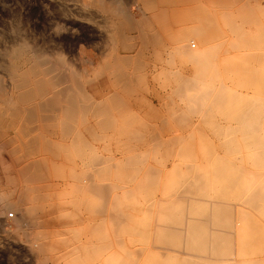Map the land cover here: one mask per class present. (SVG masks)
Here are the masks:
<instances>
[{
	"label": "rangeland",
	"instance_id": "374dc122",
	"mask_svg": "<svg viewBox=\"0 0 264 264\" xmlns=\"http://www.w3.org/2000/svg\"><path fill=\"white\" fill-rule=\"evenodd\" d=\"M106 1L111 4L114 0H106ZM169 1H170V5L167 4V8L165 10L163 9L164 11L163 17L165 16V18H167L166 22L164 21L161 27L159 25H156L157 28H160V31L162 32L166 30L168 31L169 29L172 28L173 31H177V32L180 31L186 34L189 33L193 27L203 25L202 27L207 29L209 33L211 32L212 35L216 31L215 34L219 36V42H221L222 45L221 48L225 51L222 52L223 53L222 54L220 52L222 49L220 50L218 49L219 51L215 53V57H217V59L215 60L216 61L218 60L217 62L215 61L216 63L213 62L215 64V67L210 66V68L205 69L206 71L205 73H203V75L208 77L204 78L203 75H202L203 78L200 79H196L195 77L197 82L198 81L204 82L203 79H205L207 83L204 82L203 84H201L202 83L201 82L199 85V82L197 84H195L194 82L193 85L186 86L183 89H188L189 87L191 88L193 87L192 89H196V87L197 89L210 88L212 85L210 81H213L214 79L213 72L215 71L214 74L216 75L218 73L219 75L223 73L222 65L227 67L228 69L226 70L227 71L226 80H227V84L229 85V88H231L232 91L244 92L245 93L244 95H247L248 99H250V101H253L256 104L255 111L261 112L260 119H262L263 124L261 125L260 128L263 130L264 129V0H169ZM124 2L126 3L125 8L127 15L132 19L141 20L144 19V17L146 16L148 17L152 16L151 14L154 13V10L150 8H146L138 0H124ZM82 3L83 0H0V63L1 64H4L5 62L6 63L9 62L10 59L8 60V57H5L6 56L5 52L11 46L15 45V43L18 44L23 41L25 42L27 41L33 45L35 44L36 47L39 45L37 47L38 49L41 50L45 49L46 52L53 53L58 57L60 56L62 57L63 55L64 61H67V64H69L70 67L73 66L72 68L74 69L77 68L80 71L81 70L86 71V76H88L89 78L85 76L86 78L84 77L81 81L84 83L78 85L76 84L75 86V89L78 88L76 91H79L80 94L82 95V99H86V98H90L91 100L95 99L96 102L103 104L105 103L110 107V109L113 108L111 109L113 110V113L110 109L108 110V116L109 117L111 116L110 117L111 120L107 115L105 117L104 114L98 113L99 111L96 113L89 111L90 114H88L86 112L88 110L84 109L78 112L79 116L76 115V119H75L76 121L75 123L77 124L75 125L73 123V125H75L76 127L75 126L72 127V130L73 129L74 130L73 131L71 130V132H68L65 135L63 134L65 138L62 135V133H59L58 137L61 138L60 144L63 145L62 148L65 147L69 149L67 150L64 148L65 150L64 149L61 150L62 154H60L61 156L59 155V158L57 157V159L59 160L57 159L55 160L56 165L54 167L52 165H51L52 167H50L49 164L50 174L48 173L46 177L44 176L47 180L44 179V177L37 179L32 176H24L23 174L18 172L17 169L14 168L15 166H18L19 161L23 159L20 158L19 156L25 153H26V161L29 160V158L31 159L32 157L40 155L41 157L46 158V160L49 163L50 161L49 156H51L50 152L47 153L46 151L45 152L42 151L43 152L42 153L39 147L30 150L27 147V142H26L27 140H25L26 138L28 139L31 135L37 134L42 131L38 121H36L34 124H30V126L32 127L34 126L31 132L23 134L21 133L20 130L23 128L21 121L19 119L21 117L18 118V117H12L11 115L10 116L7 115L6 117L3 118L5 125L3 124L2 127H0L3 128V133L0 134V138H1L0 144L4 143L5 148L0 149V190L3 188L4 190H7L9 193H12L13 190V194H14L16 192L15 190L20 189L23 183L25 184L22 186L23 187L26 186V189H29L31 185L30 189L32 190L29 191L30 190L29 189L28 192L30 193L29 197L30 198L33 197V198L28 199L27 197V200H29L27 202L29 206L32 203L30 207L37 210L35 213V218L37 220H35V222H32L30 220L29 222L31 225H33V227L24 230L23 228L19 227L17 222V218L21 215V211L9 209L4 214L0 213V264H44V262L42 261V257H46V256L47 258L49 257L51 258V259L49 258V260H51L49 261V263L51 264H113V263L114 264H178L180 263L179 261L185 260V257L180 260L181 256L177 252H174L173 254L166 253L165 251L163 252V249L155 246V244H159V240H155L156 237L153 236L154 235L153 232L154 230H156L154 227L155 223L153 222H156V218H157L156 214H158L157 212H159L158 211L159 205H157L153 200L158 196L166 197V194L170 193L169 190L171 189L167 187L168 186L167 183L170 180L172 181V183H170L171 181L169 182L171 185L173 183L178 184V182L174 181L172 177H174L175 180H177L176 176H178L179 174H180L179 176H181V174L183 176L186 174L187 175L192 174L193 173L192 170L195 168V166L197 167V164L199 166L197 168L203 167L204 159L202 156L203 154L205 155L204 152H206V154L216 152L215 154L218 155L219 153V156H221L220 154H223L222 152H225L223 151L224 148H221L220 146L221 140L219 139V135L215 136L217 134L216 131L217 127H220L217 121L221 122L223 125H226V123L231 122L233 124L232 127L233 126L238 127L237 125L239 124L237 120L238 117L235 114H234L235 116L234 115L224 116L223 114H220V111L217 107H214V104L216 106L217 98H219L218 95L222 93H224V95H227L228 92V90L226 91L227 87L224 89L225 92H223L224 90H221L220 84L217 83L218 79L217 80L215 79L217 85L216 90L218 89L220 90V91L219 90L216 91L219 93L215 92L217 94L216 96L217 98L214 97L215 93L213 94L208 93L206 97H209L210 99L201 98V101L199 97L202 96H199L197 93L184 94L185 96L183 95V97L182 94L179 95L175 93V95H173V93H169L171 91L170 88H172V86L169 83L177 78L176 76L177 70L184 72L185 75L191 74L192 77L195 76L196 73L195 71H198L197 69L198 67L195 66L197 64L194 63L191 65L190 62L191 63L193 62L189 61L188 59L186 60L185 58L186 56L183 58V60L180 59L177 60L176 58V63L169 62L168 59L171 55L170 54L171 41H169L166 43L167 47L165 48V51L162 53L161 57H157L154 55V53L148 52L147 54L149 57L148 67L143 68L141 70L138 69V72L142 73V74L140 73V75H142L140 76V78L145 77L146 81L145 78H142L141 81H138L140 82L139 83L140 85L138 84L134 86L131 85L132 88L134 87V91H132L133 94L132 92H128V93L125 92V90L119 88L122 86H120L119 85L120 83L117 82L118 80L114 78L113 73H111L112 74L111 75L109 72V69L113 67V60L111 58L112 44L108 39L109 33L106 29L107 26L105 25L107 24L108 16L98 11L95 6L87 8ZM201 21H203V23H201ZM166 25L168 26L166 27ZM183 26L185 27V29H183L184 28ZM163 28H165V30H163ZM195 38L196 36H193L192 39H189V44L193 45L192 46L193 48L198 47L199 45L198 40ZM31 41L34 43H32ZM192 43L196 44V46L194 47V44ZM189 44L188 47L190 46ZM165 52H167V54ZM164 57H165V61H164ZM181 61L183 64H181ZM179 62L180 65L177 64ZM108 63L110 65L112 64L111 68ZM1 64H0V80L2 79L1 83H3V85L6 87L7 90H10L12 83L11 79L9 76H7L8 75L7 71L4 69L3 66H1ZM218 64L220 67L217 66ZM107 65L109 66V68ZM178 66L180 67V69ZM190 67L191 68L194 67V68L191 69ZM174 68L176 69V71L174 70ZM133 69L134 68H128V70L131 72L136 71ZM193 69L195 70L193 71ZM216 70L217 71L222 70V71L216 72ZM110 71L113 72L114 69L112 68ZM144 72L146 75L143 74ZM172 72H174V74H171ZM224 76H226V74ZM166 77L168 80L166 79ZM86 80L89 82L88 84H86L87 82ZM219 81H221V78H219ZM145 82L146 83L148 82L147 83L148 86L147 84H145ZM203 85L204 87H201ZM145 88L148 90H146ZM82 90H83V94H82ZM135 91L137 93H134ZM84 92H86V94ZM83 95H85V98ZM196 95H198L199 97H197ZM236 95H238V93H236ZM109 97L111 98V100ZM189 98L191 99V101L189 100ZM194 98L198 100L196 101ZM213 98L216 99L215 103L213 101L214 100ZM209 100L212 101L213 105L210 103L211 101ZM111 101L113 102L115 101V103L116 102L117 103L114 105L112 102L111 105ZM195 101L197 102L196 105L197 107L193 105L195 104ZM199 102H201L203 106L201 105L200 107ZM205 102L207 103V105ZM190 105H191V109H189ZM207 106H212V108H214L213 110L209 109L208 113H210L211 110V112H213V115H215L217 118L207 113V109H206ZM198 107H200L201 109ZM214 110L215 111L218 110L219 113L214 112ZM110 111L112 114L110 113ZM172 111H175L174 114ZM199 111L201 114L199 113ZM183 113H185V115ZM180 114L182 117L184 116V119L186 118L187 123L186 121L183 120L181 116H179ZM207 114L209 115L208 117ZM102 115L106 120L111 121L110 124L112 126H110V124H107V121L104 118L101 119V117H103ZM90 116L91 119H88V117L90 118ZM93 116H95L96 118L94 119ZM97 116H101L100 117L101 121L104 120L102 121V123L104 122L103 124L100 122V119H98L99 117L97 118ZM177 117L180 118L178 119ZM201 117L203 118L201 119ZM209 117L212 118V120L210 118V122L213 121L214 123L218 124L216 126L212 124L213 127L211 130L213 131L210 130L211 124L207 123L206 121ZM181 118L183 122L178 123V121L176 120L182 121ZM245 118L246 117H244V119ZM17 122H19V124ZM205 123L207 127L205 126ZM89 125L92 130L94 129L93 130L94 133H92V130L90 132V128H88ZM82 126L84 130H82L83 129ZM107 126L111 128L109 129L110 131L106 130L108 129ZM102 128L104 130H102ZM192 130L195 135L193 134ZM207 130L209 132L210 131L212 132L208 134V138L212 139V144H211V139L210 141L209 139H207L208 140L207 141L206 140L207 137L206 138L204 137L205 140L203 141V138L201 137L204 132H205L204 136L208 133ZM85 131H87L88 134ZM198 132H202L201 135L199 134L200 137L198 136ZM76 133L79 135V138ZM188 134L191 135H189L188 137ZM16 135H18V137ZM66 136L67 137L69 136L70 138L69 137L67 138ZM19 137L20 139H18ZM81 137L84 138V140ZM86 138H88L87 141L89 142V144H93L99 147L100 150L98 148H92V147H88L89 148L88 149L87 146L86 149L83 150L84 148L81 147H83L84 144L86 145L88 144ZM191 138L194 139L192 140L194 141L195 144L191 142L190 140ZM130 139L131 140L133 139V141L131 142ZM156 139L157 141H155ZM19 141H21V143ZM22 141L26 142V146ZM199 141H202L204 143L200 144L201 142L199 143ZM213 141L215 142L213 143ZM184 142L185 143L189 142V144L190 145L193 144L194 147L192 145L191 147L188 146L189 144L185 145ZM66 143H68V145ZM72 143L74 145L75 144L76 145L82 144V145L81 147L80 145H78L79 147L77 148ZM65 144L68 147H66ZM155 144L158 147L155 146ZM161 144L163 145L161 146ZM183 146H187V148ZM211 146L217 148L213 147L214 148L213 149L211 148ZM189 147L191 149H189ZM90 148L92 150L96 149V152L101 151L103 153H106L107 159L108 160L109 158L111 159V161L109 160L110 162L107 160L104 165V166H109L107 170L112 167L111 169H109L112 172L108 170L106 172L107 174L103 175V176L108 175L105 176V178L108 181L106 179L104 180L105 182H107V184L110 185L107 195L104 197L100 196L98 191H96V189L92 191L91 189L92 188L94 189V187L88 184V182L84 181L85 179L83 176L85 175V173L88 171L89 168V167L87 168L86 166L91 165L89 159L94 154ZM185 148L187 150H185ZM208 148H210L209 149L210 151H212V149L214 151L208 152ZM78 149L79 151L81 149V151L79 152ZM87 150L89 151L91 150L90 152L88 151L90 156H87L89 155ZM166 150H168V152H166ZM182 150L187 151V153L191 152V154L194 155L191 157H190L191 154L181 155L180 153L182 154L183 152L186 153L185 151L182 152ZM64 151L65 152L67 151V154L70 153V155L77 151L78 156L83 155V157L86 158V162L83 157L79 158L77 156V152L76 154L75 153L73 154L75 155L74 159H71L72 158L71 156L73 155L70 156L71 158L68 157L69 154L67 156L69 159L63 158ZM200 152H202V156ZM177 153H179L178 156H176ZM65 154L66 153H64V155ZM140 154L141 155L144 154V155L141 157ZM182 156L185 157L182 158ZM192 157L195 162L193 161ZM212 157L217 158V156L214 155V153ZM212 157H211L212 162H210L209 164V166L211 165V168L213 165L211 163H213V159H214ZM216 158L214 159V163H216L215 162ZM62 159L65 161H63ZM66 159L69 163H67ZM70 159L74 160L78 164H76L74 161L73 163H71L69 161ZM131 160L132 162H130ZM124 161L125 163L127 162L126 163L127 165L128 163L129 164L131 163L133 165L131 166L130 164L128 165V167L127 165L123 167ZM62 162L65 163L61 164ZM114 163H119V165ZM72 164H74L75 167H73L74 165L72 166ZM79 164L80 166H78ZM185 164L186 165L189 164V165L186 166ZM59 165L60 166L64 165L63 167L65 168L64 169L65 171H63L62 167H60ZM69 165L70 167H68ZM182 165H184L186 168ZM66 166L68 167V169L70 168L69 172H71V174L74 173L73 174L74 176L71 175V178L73 180L70 179L69 177L70 173L69 176L67 175V177L71 181L63 176L65 178L64 180V178L62 177L64 172H65L64 174L68 173L67 172L68 169ZM246 166H250L248 162H246ZM8 167H10V170ZM122 167L124 169L128 168L127 171L126 170L124 171L125 173L127 172V175L125 174L126 178L125 176H122L124 175L121 173L122 170L121 171L119 170L122 169ZM151 167L153 168V170L151 169ZM180 167L183 168L182 169L183 171L181 170ZM213 167H215V165H213ZM74 168L75 169L77 168L76 169L77 171ZM97 168H99V166H97ZM71 169L72 171L75 170L77 174H75V172H72ZM155 169H157L156 171H158L159 169L161 171L153 173L155 172ZM176 169L177 171L179 170L178 173L175 172ZM196 169H194V172ZM53 170L55 171V173H53ZM58 170H60L62 174L60 175L61 177L58 176L59 179L56 178L57 176H55L56 174L60 173ZM184 170L187 172H185ZM114 171L117 172L114 173ZM135 171L136 173H134ZM180 171L182 172L179 173ZM81 173H83V175ZM78 174L79 177L77 176ZM154 174L155 177L157 178L154 177ZM50 175H52L51 176L53 177L52 179L54 178L56 179L54 180L50 179L51 178ZM150 176L152 179L153 178L154 179L151 180L149 178ZM80 177H82V180ZM60 178H62L63 181L60 180ZM36 179L38 181H36ZM57 179L59 183L57 182ZM155 179L156 181L158 180L157 183L154 181ZM80 180L83 182H81ZM99 180L100 179H97L96 181L99 182ZM141 180L143 184L145 183L148 184V188L147 185L145 184L146 188L145 187L139 188V189H144L142 191L139 189L138 190L132 189L134 192L132 190H130L129 192L128 190L129 193V195L127 194L128 196L125 195L127 193L125 192L127 189L126 190L121 188L113 189V187L116 184L122 185L123 188L124 186L127 187L135 186V184H137V186L143 185ZM78 181L82 184H80ZM111 181L114 183H112ZM117 181L120 183H118ZM132 181H135L136 183L135 182L132 183ZM154 182L156 184H154ZM42 183L43 185H41ZM44 184H46V186ZM155 185H158L156 186L157 190L154 188ZM41 186L43 188H41ZM37 188L39 189L41 188L42 189V190L40 189L41 192L40 191L37 192L38 191ZM150 188L155 190H153L152 192ZM173 189L175 190V188ZM173 189L172 192H175ZM122 190H123V194L125 192L124 196L122 195ZM228 193L234 195L231 196V198L232 201H235L236 203V209L233 210L236 220V227H235L236 237L235 238L230 237V235L226 237L227 240H232L234 245L232 247L227 245L225 251L227 253H230L231 251L234 250V252L238 255V257L240 256L246 257L249 260L250 264H257L256 263L257 260L264 255V198L262 199L258 197L257 199L259 200L260 204L253 205L254 201L252 197L249 198L248 196L247 197L243 196L241 197L242 201H240L235 196V194L238 192L233 191ZM118 194L119 196H116ZM43 197L45 200H42ZM117 197L120 198L121 200L120 199H119L120 201L117 200L118 199ZM177 201L173 202V204H171L170 206L175 208L176 204L177 205L179 204V202L177 203ZM41 206L43 209L41 208ZM35 207H38V209ZM103 212H105L106 214ZM103 217L105 220L103 219ZM38 218L42 219L41 222H39L40 220ZM42 222L45 224H43ZM40 223H42L41 226L39 225ZM35 240H38V242L33 243V241L35 242ZM41 245H43V247ZM32 249L35 251H33ZM160 249L162 252L160 251ZM46 250L47 252L45 253L44 251ZM38 253L39 255H37ZM47 254H49V256ZM252 258H256V259H254L253 262H251ZM258 261L259 264H264L263 259H259Z\"/></svg>",
	"mask_w": 264,
	"mask_h": 264
},
{
	"label": "bare ground",
	"instance_id": "6f19581e",
	"mask_svg": "<svg viewBox=\"0 0 264 264\" xmlns=\"http://www.w3.org/2000/svg\"><path fill=\"white\" fill-rule=\"evenodd\" d=\"M138 1H140L146 8H150V9L154 10V13L151 14L152 16H149V17L146 16V17H144V19H141V20L132 19L131 17H129L127 15L126 8H125L126 3L124 2V0H114L111 4L108 3L106 0H83V3H82L87 8L95 6L98 11H100V12H102L108 16V21H107V24H105V25L107 26L106 29L109 33L108 39L110 40V43L112 44L111 58L113 60V67H112V64L111 65L109 63L108 64L110 65V68L112 67L114 69L113 72L110 71L112 68L109 69V72H110V74L113 73L114 78H116L118 80L117 82L120 83L119 85L122 86L119 88H122L127 93L134 91V87L132 88L131 85H133V86L137 85V84L140 85L139 84L140 82H138V81H141L142 78H145V77L140 78V76H142V75H140L141 72H138V69L141 70L143 68L148 67V61H149V57L147 55L148 52L154 53V55L157 57H161L162 53L165 51V48L167 47L166 43L171 41L170 42L171 43V51H170L171 55L168 59L169 62L170 63L171 62L176 63V58H177V60L178 59L183 60V58L186 56L185 57L186 60L188 59L189 61L193 62V63L190 62L191 65L194 63L197 64L195 66L198 67V68L196 67L198 69V71H195L196 72L195 76L192 77L191 74L185 75L184 72L177 70V72H176L177 78L169 83L172 86V88H170L171 91L169 93H173V95H175V93L179 94V95L182 94V97L184 94L197 93L199 96H202V97H199L198 95H196L197 97L200 98V101H201V98L202 99H205V98L208 99L209 98V97H206L208 95V93L213 94L219 90V89L216 90L217 85H216V81H215V79L216 80L218 79L217 83L220 84L221 90H224L227 87L226 91L228 90V92H227V95H224V93L218 95L219 98L216 97L217 96L216 93H219V92L215 93L214 97L217 98V103H216V106L214 104V107H217L220 111V114H223L224 116L235 114L238 117L237 120L239 122V124L237 125L238 127H235V126L232 127L233 124L231 122H228V123H226V125H223L221 122L217 121V123H219L220 127H217V129H216L217 134L215 136L219 135V139L221 140L220 146H221V148H224L223 151H225V152H222L223 154H220L221 156H219L218 152H217L218 155L215 154L216 152H213L214 151L213 149L217 148V147H214V146H211V148L214 147L212 149V151H210L209 150L210 148H208V152H213L214 155L217 156V158L212 157L213 153L206 154V152H204L205 155L203 154V156H202V152H200L201 156L204 159L203 160L204 166L201 168H197V167H199L197 164V167L195 166V168H194V169L197 168L195 170V172L193 169L192 170L193 173L190 175L186 174L183 176L181 174V176H179L180 175L179 174L178 176L180 178L178 176H176L177 180H175V178L172 177L174 179V181L178 182V184L173 183L171 185L170 183H172V181L170 180L171 182L169 181L170 183L169 182L167 183V185H168L167 187H169V189H171V190H169L170 193H167L168 192L167 191L166 197H159L158 196L159 198L157 197L153 200L157 205H159V209L157 207L159 212H157L158 214H156V217H157L156 222H153V223H155L154 227L156 229L153 232L154 233L153 236L156 237V239L154 238L155 240H159V244H155V242H154V244L156 247L163 249V252L165 251L166 253H172V254L174 252H177L181 256L180 260L185 257V260L179 261L180 263H178V264H250L249 260L246 257H241V256L238 257V255L234 252L233 248H232L233 251H231L230 253H227L225 251L227 245L231 246V247L234 245L233 241L227 240L226 237H228V235H230V237H234V238L236 237V233H235L236 220H235V216H234V212H233V210L236 209V203H235V201H232V198H231V196H234V195H232L231 193H228V192H233V191L238 192L235 194V196L240 201H242L241 197H243V196L244 197L248 196L249 198L252 197V199L254 201L253 205H259L260 204L259 200L257 199L258 197L262 198V199L264 198V129L262 130L260 128L261 125L263 124L262 119H260L261 112L255 111L256 104L253 101H250V99H248V96L244 95L245 94L244 92L232 91V89L229 88V85L227 84V80H226V78H227V71L226 70L228 68L223 66V65H222V67L225 68V69L222 68L223 73H221L219 75L217 73L215 75L214 74L215 71L214 72L212 71L214 79L212 78L213 81L209 80L210 83L212 84L211 87L209 84L210 88L197 89V87H196V89H192L193 87L192 88L187 87L188 89H183L186 86L193 85L194 82H195V84H197L199 82V85H200V83L202 81L197 82L196 79L203 78V76H204V78L208 77V76L203 75V73H205V71H206L205 69L210 68V66L215 67L214 63H216L218 61V60L217 61L215 60V59H217V57H215V53H217V51L222 49L221 48V46H222L221 42H219V36L217 34H215L216 31L214 32L213 35L211 32L209 33V31L207 29L202 27L203 25L193 27L190 30V32L186 33V34H184L183 32H180V31L179 32L173 31L172 28L169 29L168 31L166 30V31L162 32V31H160V28H157L156 25H159L161 27L163 25V22L164 21L166 22L167 18H165V16L163 17V15H164L163 9L165 10L167 8V4L170 5V1L169 0H138ZM177 2H179V1H177ZM204 16H205V14H204ZM104 21H105V19H104ZM201 23H203V21H201ZM208 23H210V22H208ZM174 25H175V23H174ZM182 25H184V24H182ZM167 26L168 25H166V27ZM165 28H163V30H165ZM174 29H176V28H174ZM183 29H185V27ZM193 36H196L195 39H197L199 42L198 47H195L196 44L192 43V44H194L195 48L192 47L193 45L189 44V39H192ZM32 43H34V42H32ZM245 43H247V42H245ZM188 44L191 46V47L189 46L190 48L188 47ZM37 47L35 46V44L33 45L30 42L23 41V42L18 43V44L15 43V45L11 46L5 52L6 53L5 57H8V60L9 59L10 60L8 63L3 62L4 64H1V63L0 64L7 71V74H8L7 76L10 77L12 83H11L10 90H7L6 87L3 85V83H1L2 79L0 80V127H2V125L4 124L3 118L6 117L7 115L8 116L11 115L12 117H18V118L21 117L19 119L21 121L23 128L20 130H21V133L26 134L28 132H31L33 127H34V126L33 127L30 126V124H34L36 121H38L39 126L42 129V131L39 132L37 130L39 133L31 135L30 137L28 136L29 137L28 139L25 137L26 138L25 140H27L26 141L27 147L30 150L39 147L41 152L42 151L43 152L46 151L47 153L50 152L51 156H49L50 157L49 163L46 160V158L41 157L40 155L32 157L31 159L29 158V160L26 161V153H25V154H22L21 156H19L20 158H23V159L21 161H19L18 166H15L14 168L17 169L18 172H20L24 176H32L34 178L39 179V178H42L44 176L46 177V175L49 173V164H50V167H52V166L54 167L56 165L55 160L57 159V157L59 158L60 154H62L61 150L65 148V147L62 148L63 145L60 144L61 138L58 137L59 133H62V135L63 134L65 135L66 133L71 132L72 127L77 124V123H75L76 122L75 119H76V115H78V112H80V110H84V109L88 110V111H86L88 114H90L89 111L94 112V113L99 111L98 113H102L106 117V115L108 116V110L110 109V107L108 105H106L105 103L103 104V103L96 102L95 99L94 100H91L90 98L82 99V95L80 94V92L76 91L78 89V88L75 89L76 84L78 85V84L84 83L81 81L86 76L85 70L80 71L77 68L76 69L72 68L73 66L70 67V65L67 64V61H64L63 55L61 57L58 54L60 56V57H58L57 55H54L53 53L46 52L45 49L41 50V49H38ZM169 50H168V52H169ZM222 50L220 51L221 53L225 52L224 50L223 51ZM57 53H55V54H57ZM165 53L167 54V52H165ZM168 60H166V61H168ZM186 60H184V61H186ZM224 60H225V57H224ZM164 61H165V57H164ZM189 61H188V63H189ZM226 61H228V60H226ZM222 62H224V61H222ZM177 64L180 65V62ZM181 64H183L182 61H181ZM221 64H223V63H221ZM217 66H219V64ZM85 68H86V66H85ZM108 68H109V66H108ZM128 68H134L133 70H136V71L131 72L128 70ZM170 68H172V67H170ZM192 68H194V67H192ZM179 69H180V67H179ZM86 70H88V69H86ZM174 70L176 71L175 68H174ZM194 70L195 69H193V71ZM222 70H219V71L216 70V72H221ZM143 74H145V72ZM171 74H174V72H172ZM171 74H169V75H171ZM223 74L224 75L226 74V76H224ZM86 77H88V76H86ZM195 77H196V79H195ZM215 77H217V78H215ZM219 78H221V81H219ZM166 79H167V77H166ZM203 80H204V82L207 83V81H205V79H203ZM145 81H146V78H145ZM209 81H208V83H209ZM204 82H202L201 84H203ZM88 83L89 82L87 81L86 84H88ZM147 83L145 82V84H147ZM204 85L201 87H204ZM147 86H148V84H147ZM196 86H198V85H196ZM83 87H84V85H83ZM146 90H148V89H146ZM223 92H225V90ZM84 93L86 94V92H84ZM134 93H137V92L135 91ZM138 93H139V91H138ZM236 93H238V95H236ZM82 94H83V90H82ZM132 94H133V92H132ZM83 96L85 98V95H83ZM91 97H92V95H91ZM177 97H179V96H177ZM186 97H188V96H186ZM192 97H194V96H192ZM110 100H111V98H110ZM189 100L191 101L190 98H189ZM195 100L197 101L198 99H195ZM196 101H195V104H193L195 106L197 105ZM209 101H211V100H209ZM213 101L215 103L216 99H214ZM112 102L113 101H111V105H112ZM116 103H115V101L113 102L114 105ZM189 103H188V106H189ZM210 103L212 104V101ZM191 105H190L189 109H191ZM201 105L203 106V104H201V102H199L200 107H201ZM206 105H207V103H206ZM200 107H198V108H200ZM207 107H206L207 113H208L209 109H212V110L214 109V108H212V106H207ZM118 108H120V107H118ZM192 108H193V106H192ZM111 109H113V108H111ZM111 111L113 113V110H111ZM111 111H110V113H111ZM200 111H199V113H200ZM172 112L174 114L175 111H172ZM191 112H192V110H191ZM214 112H218V110L217 111L214 110ZM204 113H203V115H204ZM183 114L185 115V113H183ZM188 114H186V115H188ZM208 114L209 115L211 114V116H212L213 112H211V110H210V113H208ZM208 114H207V117L209 116ZM194 115H197V114H194ZM83 116H84V114H83ZM95 116H93L94 119L96 118ZM104 116L103 117L97 116V118L99 117L98 119H100V117H101V119H102V118H104ZM112 116H114V115H112ZM173 116H175V115H173ZM179 116H181V114ZM213 116H215V115H213ZM244 117H246V118L244 119ZM182 118L187 123L186 118L184 119V116ZM182 118H181V120H182ZM202 118L203 117H201V119ZM210 118L211 117H209L206 121H207V123L211 124V127H210V130H211L213 125L216 126L218 124L214 123L213 121H212L213 123L210 122ZM215 118H217V117L215 116ZM88 119H91V116H90V118L88 117ZM98 119H96V120H98ZM101 119H100V122L102 123V121H104V120L101 121ZM204 119H206V118H204ZM204 119H203V121H204ZM110 120H111V118H110ZM183 120L182 121L176 120V121H178V123H181V122H183ZM211 120H212V118H211ZM106 121H107V124L111 123V121H109V120H106ZM17 123L19 124V122H17ZM73 123L75 125H73ZM186 123H185V126H186ZM17 125H16V128H17ZM110 126H112V125L110 124ZM205 126H206V123H205ZM107 127H108V129H106L107 131L109 129H111V128H109V126H107ZM82 128H83V126H82ZM88 128H90V125ZM82 130H84V128ZM85 130H87V129H85ZM91 130L92 129L90 128V132H91ZM93 130H92V133H94ZM97 130H99V129H97ZM102 130H104V129L102 128ZM211 131H213V130H211ZM216 131H215V133H216ZM85 132H87V131H85ZM192 132H193V130H192ZM202 132H198L199 137L202 134ZM210 132L208 131V133L205 136H204L205 132L203 133V135L201 136L203 138V141L205 140L206 137H207L206 140L209 139V141H210L211 138H208V134ZM1 133H3V128H0V134ZM137 133H138V131H137ZM87 134H88V132H87ZM193 134H194V132H193ZM124 135H126V134H124ZM189 135H191V134H188V137H189ZM16 136L18 137V135H16ZM77 136L79 138L78 134H77ZM98 136H100V135H98ZM212 136H213V134H212ZM64 138H65V136H64ZM88 138H86V141ZM184 138H183V141H184ZM18 139H20V137ZM71 139H73V138H71ZM82 139L84 140V138H82ZM192 139L193 138L190 139L191 142H193V144H195L193 141L194 139L193 140ZM215 139H218V138H215ZM10 140H12V139H10ZM62 140H64V139H62ZM200 140H201V138H200ZM73 141H75V140H73ZM132 141H133V139L131 140V142ZM155 141H157V139ZM19 142L21 143V141H19ZM26 142L25 141L23 142L25 146H26ZM214 142L215 141H213V143ZM76 143H78V142H76ZM134 143H136V142H134ZM199 143L202 144L204 142L199 141ZM66 144L68 145V143H66ZM66 144H65V146H66ZM184 144L188 145L189 142L188 143L184 142ZM193 144H191V145L194 147ZM211 144H212V139H211ZM69 145H70V143H69ZM78 145H80V144H77V145L75 144L74 146H76L78 148L79 147ZM81 145H80V147H81ZM162 145L163 144H161V146ZM191 145L189 144L188 146L191 147ZM86 146H87V148L92 147V148H98L99 149V147H97L93 144H89V142L87 145L84 144V146L81 148H84L83 150H85ZM108 146H110V145H108ZM155 146H157V145L155 144ZM66 147H68V146H66ZM183 147L187 148V146H183ZM190 147H189V149H191ZM1 148H5L4 143L0 144V149ZM128 148H129V146H128ZM186 148H185V150H187ZM65 149H67V148H65ZM185 150H182V152ZM200 150H202V149H200ZM78 151H79V149H78ZM80 151H81V149H80ZM88 151L89 150H87V152ZM92 151L94 154L92 153L93 155L89 159L91 165L89 166L88 165L89 163H88L87 164L88 166H86L87 168L88 167L89 168H88V171L85 173L86 176L85 175L83 176L85 179L84 181L88 182V184H90V185H92V187H94V189L93 188L91 189L92 191L96 189V191H98L99 195L104 197L107 195V192H108V189L110 188V185L107 184V182H105V180H104V179H106L105 176H108V175H105V176H103V175L107 174L106 172L109 169H111L112 167L110 166L111 168H109L107 170V168L109 166H104L106 161L108 160L106 153H103L101 151L96 152V149L92 150ZM191 151H193V150H191ZM76 152H74V153L76 154ZM89 152H88V154H89ZM166 152H168V150H166ZM185 152L186 153L183 152V154L180 152L179 153L181 155H184V154L190 155L191 154V152H188V153H187V151H185ZM64 153H66V154L64 155ZM64 153H63V158H68L74 154L73 153L70 155V153H68L69 154V156H68L67 151L66 152L64 151ZM179 153H177L176 156H178ZM83 154H84V152H83ZM85 154H87V153H85ZM143 155L144 154H142L141 157ZM193 155L191 154L190 157ZM64 156H66V157H64ZM77 156H78V152H77ZM87 156H90V154ZM71 157H70L71 159H74L75 155H73ZM78 157L82 158L83 155L78 156ZM133 157H134V155H133ZM183 157H185V156H182V158ZM211 157L214 159L216 158V161H215L216 163H214V159H213V163H211V164L215 165V167H213V165H212V168H211V165L209 166L210 162H212ZM136 158H137V156H136ZM139 158H140V156H139ZM71 159L69 161L71 163H73L74 160H71ZM84 159L86 162V158H84ZM192 159H193V157H192ZM57 160H59V159H57ZM109 160L111 161L110 158H109ZM188 160H189V158H188ZM60 161H61V159H60ZM63 161H65V160H63ZM66 161H67V159H66ZM193 161H194V159H193ZM130 162H132V160ZM246 162H248L250 166H246ZM6 163H7V161H6ZM64 163L62 162L61 164H64ZM67 163H69V162L67 161ZM126 163L124 161L123 167L125 165H127ZM74 164H72V166ZM76 164H78V163H76ZM114 164L119 165V163H114ZM130 164L128 163V165H130ZM65 165H68V164H65ZM128 165H127V167H128ZM132 165L133 164H131V166ZM187 165H189V164H187ZM195 165H196V163H195ZM63 166H60V167H62V170L65 171L64 170L65 168ZM78 166H80V164ZM97 166H99V168H97ZM182 166H184V165H182ZM68 167H70V165ZM68 167H67V169H68ZM73 167H75V165ZM119 167H121V166H119ZM123 167H122V169H119V168L118 169L120 171L122 170L121 173L124 175H122V174L121 175L125 176V178H126L127 172L125 173L124 171L125 170L127 171L128 168L124 169ZM8 168L10 170V167H8ZM55 168H57V167H55ZM87 168H86V170H87ZM153 168H154V166H153ZM153 168L151 167L152 170H153ZM69 169L67 171L68 173H66V174H64L65 173L64 172L62 175L61 174L62 170L60 169L61 171L58 170L60 172V173H58L59 175L58 174H56V175L54 174V175L57 176L56 178H58V179H59V177H61L60 175H62V177L64 176L65 178H68L67 175L69 176V173H70L69 177H70V179H72L71 175L74 176L73 175L74 173L71 174V172H69ZM157 169H155V172H153V173L161 171L160 169L158 171H156ZM182 169L183 168H181V170ZM75 170L72 171V169H71L72 172H75ZM109 171H111V170H109ZM178 171L176 169L175 172L178 173ZM182 171H180L179 173H181ZM116 172L117 171H114V173H116ZM185 172H187V171H185ZM53 173H55L54 170H53ZM134 173H136V171ZM75 174H77V173L75 172ZM81 174L83 175V173H81ZM151 174H152V172H151ZM51 176L52 175H50V177ZM77 176L79 177V174ZM151 176L149 178L151 180H153L154 178L152 179ZM174 176H175V174H174ZM45 177H44V179H46ZM154 177H155V174H154ZM27 178H29V177H27ZM52 178L53 177H51L50 179H52ZM56 178H54V179H56ZM65 178H64V180H65ZM80 178L82 180V177H80ZM155 178H157V177H155ZM37 179H36V181H38ZM54 179H52V180H54ZM58 179H57V182H58ZM97 179H100L101 181L99 180V182H97L96 181ZM28 180H30V179H28ZM60 180H62V178H60ZM145 180H146V178H145ZM154 181L156 183L158 182V180L156 181V179ZM81 182H83V181H81ZM133 182H135V181H132V183ZM141 182H142V180H141ZM155 182H154V184H156ZM49 183H51V182H49ZM49 183H47V184H49ZM112 183H114V182H112ZM118 183H120V182H118ZM24 184L25 183H23L22 185H24ZM80 184H82V183H80ZM139 184H140V181H139ZM142 184H143V182H142ZM145 184L138 185V186H137V184H135V186H128V187L124 186V188L122 187V185H117V184L115 185L114 184L115 186L113 187V189L114 188L115 189L121 188L124 190L127 189L125 191L127 193L125 194V192H124V194L129 195L128 190L130 192V190H132V189L138 190L139 188H144V187L146 188V185L148 188V184H146V185ZM150 184H152V183H150ZM22 185H21L20 189H17L18 187L15 188L17 190H15L16 192L14 194H13V190H12V193H9L7 190H4L3 188H2L3 190L2 189L0 190V213L4 214L9 209L21 211V215L17 218V222H18V225L20 228H23L24 230H26V229H29L30 227H33V225H31L29 222L30 220L32 222H35V220H37L35 218V213L37 210L30 207L32 203L29 206L28 202H27V201H29V200H27V197H28V199L30 198L29 197L30 193L28 192V190L30 189L31 185H30L29 189H26V186L23 187ZM41 185H43V183ZM44 185L46 186V184H44ZM59 186H60V184H59ZM156 186H158V185H155L154 188L157 190ZM4 188H6V187H4ZM41 188H43V187L41 186ZM173 188H175V190ZM37 189H38V191L36 190L37 192H39V191L41 192V190H42V189L40 190L39 188H37ZM155 189H151L152 192ZM172 189L175 192H172ZM31 190L32 189H30L29 191H31ZM139 190L142 191L144 189H139ZM124 194H123V190H122V195L124 196ZM87 195H89V194H87ZM90 196H92V195H90ZM116 196H119V194ZM32 198H30V199H32ZM35 199H36V197H35ZM119 199L120 198H118L117 200H119ZM42 200H45L44 197ZM31 201H33V200H31ZM37 201H38V199H37ZM99 201H100V199H99ZM176 201H177V203L179 202V204L178 205L176 204L175 208L171 207L170 205ZM111 207H109V208H111ZM35 208L38 209V207H35ZM41 208H42V206H41ZM74 209H75V207H74ZM101 213H102V211H101ZM103 213H105V212H103ZM104 217H103V219H104ZM39 220H40L39 222H41L42 219L40 218ZM42 223H40L39 225L41 226ZM43 224H45V223H43ZM39 230H40V228H39ZM37 233H39V232H37ZM37 242H38V240H35V242L33 241V243H37ZM43 245H41V246L43 247ZM171 245H173V246L175 245V246L173 247ZM161 249H160V251H161ZM43 250H44V248H43ZM33 251H35V250H33ZM44 252L46 253L47 250ZM37 255H39V253ZM47 255L49 256V254H47ZM49 258H47V256L42 257V261L44 262V264H51V263H49V261H51V260H49ZM254 259H256V258H252L251 262H253ZM259 259L264 260V255ZM258 260L256 262L257 264H259Z\"/></svg>",
	"mask_w": 264,
	"mask_h": 264
}]
</instances>
